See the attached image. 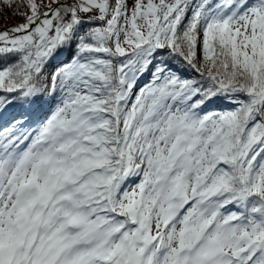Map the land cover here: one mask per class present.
<instances>
[{"label":"snow or ice","instance_id":"1","mask_svg":"<svg viewBox=\"0 0 264 264\" xmlns=\"http://www.w3.org/2000/svg\"><path fill=\"white\" fill-rule=\"evenodd\" d=\"M0 17V264H264V0Z\"/></svg>","mask_w":264,"mask_h":264},{"label":"trees","instance_id":"2","mask_svg":"<svg viewBox=\"0 0 264 264\" xmlns=\"http://www.w3.org/2000/svg\"><path fill=\"white\" fill-rule=\"evenodd\" d=\"M15 23H17V21L14 19H5L3 17H0V28H4L6 26H11Z\"/></svg>","mask_w":264,"mask_h":264},{"label":"rangeland","instance_id":"3","mask_svg":"<svg viewBox=\"0 0 264 264\" xmlns=\"http://www.w3.org/2000/svg\"><path fill=\"white\" fill-rule=\"evenodd\" d=\"M48 3H51V0H48Z\"/></svg>","mask_w":264,"mask_h":264}]
</instances>
